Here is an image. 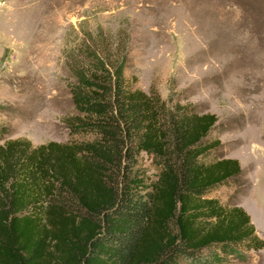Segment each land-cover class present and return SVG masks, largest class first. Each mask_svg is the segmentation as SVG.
I'll return each instance as SVG.
<instances>
[{"label": "trees", "instance_id": "16d2710c", "mask_svg": "<svg viewBox=\"0 0 264 264\" xmlns=\"http://www.w3.org/2000/svg\"><path fill=\"white\" fill-rule=\"evenodd\" d=\"M99 37L68 65L64 123L80 138L0 145V264H221L264 248L242 206L210 196L242 174L217 155L216 115L134 87L124 47Z\"/></svg>", "mask_w": 264, "mask_h": 264}, {"label": "rangeland", "instance_id": "374dc122", "mask_svg": "<svg viewBox=\"0 0 264 264\" xmlns=\"http://www.w3.org/2000/svg\"><path fill=\"white\" fill-rule=\"evenodd\" d=\"M100 32L124 47L134 87L216 115L217 155L242 174L210 196L242 206L264 240V0H0V145L80 138L64 123L68 65ZM221 264H264V248Z\"/></svg>", "mask_w": 264, "mask_h": 264}]
</instances>
